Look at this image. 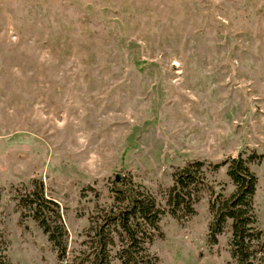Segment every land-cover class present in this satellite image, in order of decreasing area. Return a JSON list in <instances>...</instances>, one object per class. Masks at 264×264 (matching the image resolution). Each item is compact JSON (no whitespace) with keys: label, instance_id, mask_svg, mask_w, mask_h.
Instances as JSON below:
<instances>
[{"label":"rangeland","instance_id":"1","mask_svg":"<svg viewBox=\"0 0 264 264\" xmlns=\"http://www.w3.org/2000/svg\"><path fill=\"white\" fill-rule=\"evenodd\" d=\"M239 154L264 157V0H0V250L11 264L89 252L118 206L115 180L163 209L147 245L160 264H238L230 231L212 245L209 226L210 200L234 193L226 163ZM188 161L216 192L179 220L166 198ZM250 168L264 240V158ZM38 182L63 214L64 262L22 216Z\"/></svg>","mask_w":264,"mask_h":264},{"label":"trees","instance_id":"2","mask_svg":"<svg viewBox=\"0 0 264 264\" xmlns=\"http://www.w3.org/2000/svg\"><path fill=\"white\" fill-rule=\"evenodd\" d=\"M263 155L244 157L239 154L228 165L227 175L235 186L229 198L221 195L210 200L213 220L209 226V240L218 244L220 236L229 230L230 247L238 264H264L263 232L259 228L254 205L258 178L250 163L261 160ZM202 162L188 161L174 175V184L168 190V213L176 219L191 218L196 214L195 205L204 189L212 194L214 186L205 180ZM222 164L215 165L219 168ZM114 193L118 206L111 209L94 231L93 247L67 264H113L116 257L121 264H160V259L149 253L147 245L163 234L160 225L163 209L152 196L139 194L133 187L115 180ZM19 206L23 217H31L43 229L64 262L68 249V230L61 208L46 197L43 182H38L32 193L22 196ZM118 238L119 242L116 241ZM116 248L115 255L112 249ZM0 264H11L7 254L0 250Z\"/></svg>","mask_w":264,"mask_h":264}]
</instances>
